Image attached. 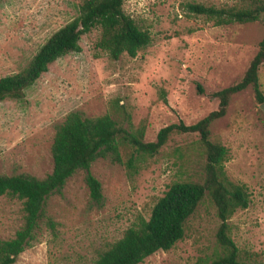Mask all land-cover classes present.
I'll return each instance as SVG.
<instances>
[{
  "label": "rangeland",
  "instance_id": "rangeland-1",
  "mask_svg": "<svg viewBox=\"0 0 264 264\" xmlns=\"http://www.w3.org/2000/svg\"><path fill=\"white\" fill-rule=\"evenodd\" d=\"M187 0H126L125 11L151 33L137 57L112 60L96 48L101 29L80 42V53L49 66L23 101L0 102V174L28 173L44 179L53 171L57 127L73 111L87 117L110 114L128 128L146 126L145 141H156L171 124L192 125L218 109L213 94L238 83L259 51L264 22L216 26L181 8ZM232 5L238 0H193ZM84 0H0V79L22 71L47 40L79 15ZM264 92V66L260 71ZM166 93L167 102L161 96ZM116 101L124 105L116 106ZM213 138L228 149L226 171L245 184L251 204L230 220L232 238L248 264H264V111L252 87L232 97L226 116L212 125ZM103 200L92 201L81 170L62 194L52 195L33 246L15 264H90L108 244L123 237L175 181L204 178L195 134L171 135L167 144L131 177L126 166L99 159L91 168ZM23 201L0 196V240L15 236L24 222ZM216 209L205 198L186 224L183 240L141 264H197L220 248Z\"/></svg>",
  "mask_w": 264,
  "mask_h": 264
},
{
  "label": "trees",
  "instance_id": "trees-1",
  "mask_svg": "<svg viewBox=\"0 0 264 264\" xmlns=\"http://www.w3.org/2000/svg\"><path fill=\"white\" fill-rule=\"evenodd\" d=\"M126 0H84L79 15L55 32L40 48L22 71L0 79V102L6 99L23 101L26 92L49 66L60 58L80 53L82 37L94 28L101 29L96 48L119 60L124 54L137 57L152 42L150 31L142 28L125 11ZM188 16H198L216 26L235 23L264 22V0H238L235 4L216 5L187 0L181 4ZM264 66V37L259 51L243 78L236 84L213 94L219 100L218 109L199 122L187 125L179 122L166 126L156 141L146 142V126L135 127L125 112L128 128L120 125L110 114L87 117L73 111L57 127L52 145L53 171L44 179L28 173L0 174V196L23 201L24 222L15 236L0 240V264H15L36 240L43 220L56 230L57 224L46 214L48 199L62 194L67 182L79 171H86L85 182L92 201L103 200L102 184L91 171L99 159L125 165L130 176L137 175L144 163L157 155L172 134H195L204 160L202 181L182 180L169 185L168 190L154 205L149 219L140 216L123 237L108 244L90 264H141L159 251L171 250L183 240L186 224L205 198L209 197L220 220L216 239L220 248L212 259H200L197 264H248L232 238L230 220L239 210L251 204V194L245 184L230 180L226 171L229 151L212 136V125L224 118L233 96L252 87L255 98L264 103L260 71ZM167 102L166 93L162 91ZM116 106L123 109L120 101Z\"/></svg>",
  "mask_w": 264,
  "mask_h": 264
},
{
  "label": "water",
  "instance_id": "water-1",
  "mask_svg": "<svg viewBox=\"0 0 264 264\" xmlns=\"http://www.w3.org/2000/svg\"><path fill=\"white\" fill-rule=\"evenodd\" d=\"M261 109L264 111V103L261 104Z\"/></svg>",
  "mask_w": 264,
  "mask_h": 264
}]
</instances>
